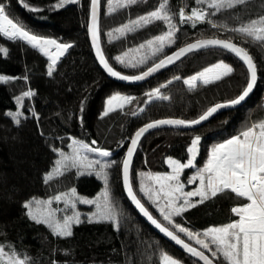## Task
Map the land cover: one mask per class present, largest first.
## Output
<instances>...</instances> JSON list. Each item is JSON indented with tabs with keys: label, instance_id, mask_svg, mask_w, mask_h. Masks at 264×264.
<instances>
[{
	"label": "trees",
	"instance_id": "obj_1",
	"mask_svg": "<svg viewBox=\"0 0 264 264\" xmlns=\"http://www.w3.org/2000/svg\"><path fill=\"white\" fill-rule=\"evenodd\" d=\"M4 2L10 18L32 33L73 45L49 76V57L25 41L9 40L0 34V47L8 50L6 55L0 53V75L11 78L0 81V244L5 245V251L14 248L21 255L27 254L31 264H160L162 251L178 258L182 264H201L160 236L136 211L124 191L122 162L132 136L143 125L167 118L197 119L213 105L237 98L249 77L244 63L224 49H205L189 54L145 83L122 84L106 74L92 49L88 35L90 0H79L58 9L52 7L58 0ZM160 2L147 0L109 14L107 0H101L102 46L117 71L139 74L188 42L215 37L245 47L257 64L259 79L245 104L221 112L197 129L164 127L148 133L137 149L131 168L133 187L138 192L142 171L167 172L168 157L187 162L190 158L187 148L195 136L201 137L196 163L202 165L214 145L240 134L254 123L264 122V47L251 40L246 42L239 33L213 28L207 22L196 27L190 22L180 24L181 8L190 13L193 7H203L195 0H170L168 8L179 31L176 43L166 47L162 54L138 68L126 67L115 60L167 31L163 22H155L120 39L110 41L108 36L109 32L155 10ZM33 7L40 11L29 10ZM261 16H264V0H249L246 5L214 13L210 19L231 29ZM220 61L228 63L234 71L209 84L199 81L194 88L184 83L188 77ZM157 88L168 99L149 101L147 94ZM29 90L35 95L24 97L22 105L18 104L17 98ZM114 92L129 94L135 99L122 110L103 116L106 100ZM9 112L24 113L19 125L7 115ZM72 138L86 143L96 141L100 147L112 151L109 161L114 163L107 171L110 195L119 213V229L112 222H88L85 216L81 218L82 223L73 225L71 237H58L46 225L27 216L23 205L32 198H53L71 189L91 198L102 189L103 182L98 176L79 175L76 169L45 183V175L59 158L53 149H68ZM189 171L190 168L186 169L184 177ZM141 201L158 220L169 226L144 198ZM246 203V198L226 190L174 219L192 231L202 232L211 226L239 220L232 209ZM221 264L227 262L221 260Z\"/></svg>",
	"mask_w": 264,
	"mask_h": 264
},
{
	"label": "snow or ice",
	"instance_id": "obj_2",
	"mask_svg": "<svg viewBox=\"0 0 264 264\" xmlns=\"http://www.w3.org/2000/svg\"><path fill=\"white\" fill-rule=\"evenodd\" d=\"M23 3V0H20ZM79 0H58L52 7L62 8L67 4L78 3ZM146 3L147 0H107L109 14L118 10V8H129L139 3ZM197 5L203 7H193L189 14H185L183 8L179 11L180 24L191 23L196 27L200 23H209L213 28H224L241 34L247 42H258L264 47V16L250 20L247 24L229 29L227 25H218L211 21L210 16L219 13L224 9H235L238 6L246 5L249 0H195ZM170 0H161L155 10L129 21L127 24L117 28L114 32H109L111 40L120 39L130 32H135L155 22H163L167 26V31L145 43L139 45L136 49H130L122 56L115 57V60L122 65L130 68H138L141 65L148 64L149 60L158 57L164 52L166 47H171L176 43V33L179 26L174 23L173 14L168 8ZM25 7L27 5L25 4ZM99 8L100 0H90L91 24L90 32L92 43L95 47L96 56L99 63L112 77L123 81H141L153 75L159 70L180 60L189 53L202 48L219 47L231 54H234L246 66L249 77L246 87L242 93L235 99L226 104H216L209 108L197 119H162L151 121L139 128L134 137L131 138L130 147L127 150V156L123 160V181L127 188V194L136 204L139 210L148 218L149 221L160 232L164 233L177 245H180L192 257L198 259L201 264H221V260L227 264H264V122L254 123L246 130L223 143L216 144L211 149L207 162L202 168H197L196 174L192 176L188 183L198 182V187L191 191H185V185L181 182V174L185 169L195 167L194 161L199 153L201 137L195 136L191 140V146L187 148L190 158L186 163L179 159L167 158V163L171 167V172L166 174L149 175L151 185L141 182L140 192H142L152 204L155 205L166 226L160 220L153 217L145 204L138 198L133 189L130 167L132 157L137 150L141 138L150 129H156L162 125L191 127L201 124L208 120L214 113L224 107H230L240 104L252 92L257 82V65L253 57L245 47L229 39H200L184 47H179L171 55H165L158 59L138 75H123L115 70L106 59L99 39ZM31 11H40L38 8H30ZM211 10V11H209ZM115 33V34H114ZM0 34L13 41H25L32 48L38 49L45 56L49 57L51 63L48 67V75L52 76L55 66L60 58L73 47L71 43H60L56 39L36 35L28 30L22 23L10 18L7 11V5L4 0H0ZM146 49V51H144ZM7 49L0 47V53L6 55ZM139 53L137 56L129 54ZM234 69L220 61L203 71L193 75L184 81L190 88L196 87L197 81L203 84H209L218 81L225 76L230 75ZM11 78L0 75V81L7 82ZM26 79V78H25ZM179 79V77H174ZM171 83V81H169ZM35 95L31 90L23 93L17 98L18 104L22 105L24 97ZM148 100L168 99L160 89H154L147 94ZM135 98L119 93L113 94L106 100V108L103 116L117 109L122 110L125 105L131 104ZM140 111H144L140 109ZM14 122L19 125L23 112H9ZM132 115H137L132 112ZM95 144V141L92 142ZM71 153L64 152L61 149H53L58 152L59 159L54 162V167L45 177V183L53 180L55 177L63 176L66 172L76 169L79 175L95 174L104 181V191L95 200L82 199L77 196L75 189L68 193H61L48 200H36L35 198L25 202L23 207L27 210V216L38 224L46 225L52 234L58 237H71L73 225L82 223L81 214L73 211L72 215L58 216L59 209L51 207L53 201L64 200L68 208L75 209L77 203L94 204L96 211L88 217V222H112L119 229V213L112 201L109 189L108 169L114 162L90 159L87 153H96L99 157H109L111 153L107 150L92 147L89 144L79 140H72ZM145 175L141 173V176ZM230 190L235 196L246 198L248 203L240 207H234L232 211L239 216V220L229 223L222 227H211L204 231L193 232L188 227L180 223H175V217H181L188 209L204 203L206 200L215 198L218 194H224ZM194 197L199 199L193 202ZM35 205V207H34ZM183 234L188 241L181 238ZM203 237V238H201ZM206 252L208 254H206ZM160 264H182V261L169 255L167 252L160 253ZM0 264H31V258L27 254H19L14 248L5 251V245L0 244Z\"/></svg>",
	"mask_w": 264,
	"mask_h": 264
},
{
	"label": "rangeland",
	"instance_id": "obj_3",
	"mask_svg": "<svg viewBox=\"0 0 264 264\" xmlns=\"http://www.w3.org/2000/svg\"><path fill=\"white\" fill-rule=\"evenodd\" d=\"M114 6H115V0H114ZM185 14L187 15V14H189L188 12H186L185 11ZM165 33V32H164ZM164 33H162V34H164ZM162 34H160V35H162ZM159 35V36H160ZM68 51V50H67ZM135 53H131V55L130 56H132V55H134ZM65 55V54H64ZM224 63H226V62H224ZM226 64H228V63H226ZM214 65V64H213ZM212 66V65H211ZM208 67H210V66H208ZM207 68V67H206ZM205 69V68H204ZM203 69V70H204ZM203 70H201V71H203ZM201 71H199V72H201ZM198 72V73H199ZM195 74H197V73H195ZM194 74V75H195ZM193 76V75H192ZM192 76H190V77H192ZM190 77H188V78H190ZM187 78V79H188ZM199 81H197V83H198ZM196 83V84H197ZM116 93H119V94H121V95H128V96H131V95H129V94H125V93H121V92H114L113 94H116ZM112 94V95H113ZM105 108H106V103H105ZM105 111V110H104ZM73 139H75V140H78L77 138H72L71 139V142H70V145L72 144V140ZM79 141H81V140H79ZM226 141V140H225ZM84 142V141H83ZM93 142V141H92ZM92 142H90V143H86V142H84V143H86V144H89L90 146H92V147H96V148H100V149H103V150H106V149H104V148H102V147H100V145H98V143L95 141V144H92ZM224 142V141H223ZM223 142H220V143H223ZM219 144V143H218ZM69 145V146H70ZM212 149V148H211ZM61 150H63L64 152H67V153H71V151H72V149H71V147H69L68 149H61ZM107 151H109L111 154H112V151H110V150H107ZM88 154V156H89V158L90 159H101V160H106V161H109L110 160V157L111 156H109V157H99L96 153H87ZM199 154V153H198ZM211 154V150H210V152H209V155ZM209 155H208V157H209ZM126 156V155H125ZM197 157H198V155H197ZM197 157H196V159H195V161H194V164H195V167H192V168H190V171L188 172V173H186V177H184V174H185V171H186V169L184 170V172L181 174V182L182 183H184V185H185V191H191V190H194L196 187H198V182H196V183H188V180L192 177V176H194L195 174H196V171H197V168H202L203 166H204V164L207 162V159H206V161L204 162V163H202V165H198L197 163H196V160H197ZM59 159V158H58ZM125 159V158H124ZM166 161H167V159H166ZM186 163V162H185ZM168 164V163H167ZM169 166V165H168ZM171 172V167L169 166V170L167 171V172H153V171H142L141 173H144L145 175H143V176H141V173H140V175H139V177H138V181H139V189H140V184H141V182H144L145 184H148V185H151L152 184V181L151 180H149V175H155V174H166V173H170ZM132 178V177H131ZM102 180V179H101ZM102 182H103V187H102V189L100 190V192L99 193H97L96 194V196L95 197H91V198H85V197H82V196H80L78 193H77V191H76V194H77V196H79V197H81L82 199H88V200H95V199H97L98 197H100V195L103 193V191H104V188H105V185H104V181L102 180ZM132 185H133V183H132ZM134 188V187H133ZM72 190V189H71ZM134 190H135V188H134ZM68 192H70V190L68 191ZM68 192H64V193H68ZM135 192L137 193V195L140 197V196H142L143 198H144V201H146L150 206H152L151 208H152V210H153V208H154V210L156 211V213H158L159 214V212L157 211V209H156V207H155V205L154 204H152L151 203V201H149L148 199H147V197L142 193V192H140V190H139V192L137 191V189L135 190ZM61 194V193H60ZM140 194V195H139ZM59 195V194H58ZM143 198H141L140 197V199H142L143 200ZM36 200H48V199H51V198H48V199H42V198H35ZM193 199V202H195L196 200H198L199 198L198 197H194V198H192ZM80 204H82V206L80 205ZM84 205V206H83ZM147 205V204H146ZM34 207H35V205H34ZM51 207L53 208V209H59V210H61V211H59V212H57V215L58 216H63V215H72V213H73V211H77V212H79L80 214H81V218L82 217H85V216H87V217H89L90 215H91V213L92 212H95L96 211V207H95V205L94 204H85V203H77V205H76V208L75 209H72V208H68L67 206H66V204H65V202H64V200L62 199V200H60V201H53V203H52V205H51ZM176 223V222H175ZM225 225H227V224H225ZM225 225H220V226H211V227H222V226H225ZM211 227H209V228H211ZM208 228V229H209ZM207 230V229H206ZM206 230H204V231H206ZM192 231V230H191ZM204 231H202V232H200V233H203ZM193 232H195V231H193ZM197 232V231H196ZM182 236H183V238L185 239V240H187V238L186 237H184V235L183 234H181ZM201 238H203V237H201ZM188 241V240H187ZM189 242V241H188ZM192 242V244L194 245V246H196L195 245V242L194 241H190V243ZM170 255V254H169ZM172 256V255H171ZM174 257V256H173ZM174 258H176V257H174ZM176 259H178V258H176ZM179 260V259H178Z\"/></svg>",
	"mask_w": 264,
	"mask_h": 264
},
{
	"label": "water",
	"instance_id": "obj_4",
	"mask_svg": "<svg viewBox=\"0 0 264 264\" xmlns=\"http://www.w3.org/2000/svg\"><path fill=\"white\" fill-rule=\"evenodd\" d=\"M100 2H101V0H100ZM99 14H100V8H99ZM90 24H91V17H90V21H89V26H88V35H89V39H90V42H91V45H92V49H93V51H94V54H95V56H96V51H95V47H94V45H93V43H92V37H91V32H90ZM99 28H100V19H99ZM212 38H215V37H208V38H202V39H212ZM99 39H100V43H101V48H102V51H103V53H104V55H105V52H104V50H103V46H102V41H101V35H99ZM219 39H223V38H219ZM197 40H200V39H197ZM196 40H194V41H191V42H188V43H186V44H184V45H182V46H180V47H184V46H186L187 44H190V43H193V42H195ZM234 42V41H233ZM236 43V42H235ZM239 46H242V45H240V44H238ZM243 47V46H242ZM179 48V47H178ZM178 48H176L175 50H173L172 52H174V51H176ZM212 48H219V47H208V48H202V49H199V50H197V51H200V50H205V49H212ZM222 49V48H221ZM172 52L171 53H169L168 55H171L172 54ZM194 52H196V51H194ZM249 52V51H248ZM193 53V52H192ZM189 54H191V53H189ZM189 54H187L186 56H188ZM249 54H250V52H249ZM251 55V54H250ZM186 56H184V57H182L180 60H178V61H176L175 63H173V64H171V65H168L167 67H165V68H163V69H161V70H159L158 72H156V73H154L153 75H151V76H149V77H147L146 79H144V80H141V81H123V80H120V79H118V78H116V77H112L111 75H109L108 73H107V71L103 68V66L99 63V60H98V57L96 56V59H97V61H98V63L100 64V66H101V68L106 72V74L111 78V79H113V80H115V81H117V82H119V83H122V84H127V85H138V84H142V83H145V82H147L148 80H150L151 78H153V77H155L157 74H159V73H161V72H163V71H165V70H167V69H169V68H171L172 66H174L175 64H177L178 62H180L183 58H185ZM252 56V55H251ZM105 57H106V55H105ZM106 59H107V57H106ZM108 60V59H107ZM254 60V59H253ZM108 62H109V60H108ZM254 62H255V60H254ZM256 63V62H255ZM109 64L111 65V63L109 62ZM257 65V64H256ZM112 66V65H111ZM113 67V66H112ZM114 68V67H113ZM116 70V69H115ZM123 74V73H122ZM140 74V73H139ZM123 75H127V74H123ZM136 75H138V74H136ZM258 79H259V73H258V67H257V82H256V85L254 86V88H253V90H252V92L248 95V97H246L245 98V100L244 101H242L240 104H238V105H234V106H230V107H224V108H221V109H219L216 113H214L211 117H209L208 118V120H206V121H203L201 124H199V125H195V126H191V127H184V126H173V125H162V126H160V127H158V128H156V129H159V128H164V127H180V128H185V129H190V130H194V129H197V128H199V127H201V126H203V125H205L206 123H208L210 120H212L215 116H217L218 114H220L221 112H224V111H227V110H231V109H236V108H238V107H240V106H242L243 104H245L248 100H249V98L252 96V94L254 93V91H255V89H256V87H257V84H258ZM228 102V101H227ZM227 102H221V103H217V104H226ZM216 105V104H215ZM215 105H213V106H215ZM212 106V107H213ZM167 119H180V118H167ZM160 120H162V119H160ZM144 126V125H143ZM156 129H150L149 130V132H147V133H145V135L141 138V140H140V142H139V144H138V146H137V149H138V147H139V145H140V143H141V141L143 140V138L148 134V133H150L151 131H153V130H156ZM136 133V132H135ZM135 133H134V135H135ZM134 135L132 136V137H134ZM130 147V143H129V146H128V148ZM128 150V149H127ZM136 153H137V150L135 151V153H134V155H133V157H132V162H131V167H130V174H131V168H132V163H133V160H134V158H135V156H136ZM126 156H127V152H126ZM126 156H125V158H126ZM122 180H123V168H122ZM123 187H124V191H125V194H126V196H127V198H128V200L131 202V204L133 205V207L136 209V211L142 216V218L143 219H145V221L160 235V236H162L163 238H165L167 241H169L171 244H173L176 248H178L180 251H182V252H184V253H186V254H188V255H190L189 253H187L180 245H177L174 241H172L169 237H167L164 233H162V232H160V230L159 229H157L156 227H155V225H153L152 223H151V221H149L148 220V218L146 217V216H144V214L139 210V208L136 206V204L131 200V198L128 196V194H127V188H126V186H125V184H124V181H123ZM134 189V188H133ZM135 191V190H134ZM137 194V193H136ZM138 196V195H137ZM138 198H139V196H138ZM142 202V201H141ZM143 203V202H142ZM146 207V206H145ZM147 208V207H146ZM149 210V209H148ZM149 212L152 214V212L149 210ZM153 215V214H152ZM153 217L154 218H156L154 215H153ZM157 219V218H156ZM181 238L182 239H184L182 236H181ZM186 242H188L187 240H186ZM190 243V242H189ZM194 246V245H193ZM207 254V253H206ZM191 256V255H190ZM192 257V256H191ZM193 258H195V257H193ZM196 260H198L197 258H195Z\"/></svg>",
	"mask_w": 264,
	"mask_h": 264
},
{
	"label": "crops",
	"instance_id": "obj_5",
	"mask_svg": "<svg viewBox=\"0 0 264 264\" xmlns=\"http://www.w3.org/2000/svg\"><path fill=\"white\" fill-rule=\"evenodd\" d=\"M240 207V206H239Z\"/></svg>",
	"mask_w": 264,
	"mask_h": 264
}]
</instances>
